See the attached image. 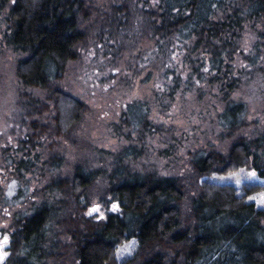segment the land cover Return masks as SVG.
Returning <instances> with one entry per match:
<instances>
[{
  "label": "trees",
  "instance_id": "trees-1",
  "mask_svg": "<svg viewBox=\"0 0 264 264\" xmlns=\"http://www.w3.org/2000/svg\"><path fill=\"white\" fill-rule=\"evenodd\" d=\"M132 1L139 2L120 0L111 12H101L88 0H0V12L9 9L8 44L24 54L18 63L21 85L47 93L44 99L21 96L18 121L24 133L16 153L30 158L49 143V156L41 163V176L49 173L47 183L35 192L39 201L15 213L5 264H264V209L250 199L263 186H245L240 192L233 184L210 181L212 175L242 169L264 179V126L248 130V104L233 99L237 84L229 78L247 23L264 22V0H155L153 5L140 0L159 54L173 46L207 57L200 65L203 71L194 66L186 81L182 74L170 72V79L166 73L170 82L164 86L171 100L183 88L198 92L200 101L209 95L221 100L216 123L233 140L227 153L213 146L198 150L191 155L188 176L175 177L129 169L124 162L142 154L129 147L114 158L111 171L79 164L63 174L66 160L57 140L73 133L86 106L61 83L95 27L101 29L99 37L128 28ZM148 117V106L134 103L124 123L147 132ZM7 161L15 169L17 189L4 202L26 205L34 193L25 173H33L36 165L14 156ZM103 179L109 183L100 200L118 211L99 219L87 211L91 188ZM131 240L135 251L120 260L118 249Z\"/></svg>",
  "mask_w": 264,
  "mask_h": 264
},
{
  "label": "rangeland",
  "instance_id": "rangeland-1",
  "mask_svg": "<svg viewBox=\"0 0 264 264\" xmlns=\"http://www.w3.org/2000/svg\"><path fill=\"white\" fill-rule=\"evenodd\" d=\"M88 1L101 12H111L113 5L120 4V0ZM139 2L132 1L129 8L128 28L119 33L116 29L113 37L110 34L96 36L101 29L94 28L87 46L80 50V58L70 64L61 83L67 94L86 106L83 119L73 133L57 140L58 153L66 160L63 168L65 175L79 164L93 170L111 171L114 158L123 149L134 147L142 154L124 162L129 169L184 177L190 173L192 153L209 146L227 153L231 146L232 138L226 137L216 123L223 106L219 98L209 95L206 100L200 101L198 92L185 93L183 88L171 100L164 86L170 82L164 78L166 73L170 74L169 78L173 76L170 72L182 74L186 81L188 75L194 73V66L203 71L200 65L207 57L190 55V49L175 51L173 46L166 55L159 54L153 34L143 18L145 2ZM154 3L155 0H152L151 4ZM8 11L0 12V264H5L9 255L7 249L15 213L27 208L30 201L40 200L41 196L35 195V192L43 189L49 175L45 172L41 176V163L47 161L49 151L46 147L49 143L45 142L46 147L32 152L30 158L16 153L24 133L18 121L21 96L28 93L44 99L47 93L25 89L21 85L18 63L24 54L8 44L7 36L11 31ZM185 58H189L190 63ZM231 69L229 78L236 80L237 84L232 97L248 104V130L257 132L264 126V22L247 23ZM205 86L204 83L199 85ZM141 102L149 108L150 130L147 132H143L141 127L135 130L124 123L129 106ZM38 153L39 160L36 159ZM9 156L10 159L14 156L32 160L36 165L33 173H25L34 196L20 207H10L4 202L17 189L16 178L11 174L15 169L8 166ZM253 172L242 169L228 175H212L210 181L233 184L240 192L245 186L262 185L263 190L254 193L251 200L264 209V203H261L264 200V179L256 172L253 176ZM108 183V179L98 180L91 188L93 198L88 216L102 219L107 211H118L114 204L107 208L100 200L106 195ZM94 208L97 210L94 211ZM135 247L134 240L124 243L117 251L118 258L124 260L132 255Z\"/></svg>",
  "mask_w": 264,
  "mask_h": 264
},
{
  "label": "snow or ice",
  "instance_id": "snow-or-ice-1",
  "mask_svg": "<svg viewBox=\"0 0 264 264\" xmlns=\"http://www.w3.org/2000/svg\"><path fill=\"white\" fill-rule=\"evenodd\" d=\"M252 175L255 176V172H253ZM237 182L239 183V181H237ZM250 199H252V198L250 197ZM261 203H264V200H261ZM93 210L95 211V210H97V209L94 208ZM5 239H6V238H5Z\"/></svg>",
  "mask_w": 264,
  "mask_h": 264
}]
</instances>
